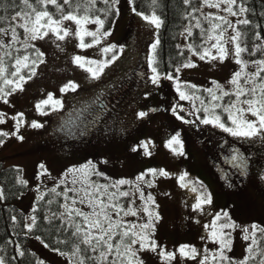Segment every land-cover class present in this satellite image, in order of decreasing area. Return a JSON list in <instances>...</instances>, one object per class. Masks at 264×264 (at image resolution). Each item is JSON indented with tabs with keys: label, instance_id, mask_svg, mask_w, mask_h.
<instances>
[{
	"label": "rangeland",
	"instance_id": "obj_1",
	"mask_svg": "<svg viewBox=\"0 0 264 264\" xmlns=\"http://www.w3.org/2000/svg\"><path fill=\"white\" fill-rule=\"evenodd\" d=\"M199 1L202 3V0ZM117 7L119 19L110 35L100 36L99 43H94L91 36L85 37V43H92V47H79V37L75 34L77 26L71 21L64 22L70 35L62 41L52 33L43 39L29 41L40 48L45 61L35 76L24 83V91H16L7 97V104L0 100V112L7 114L6 122L0 124V131L10 134L15 132L16 122L12 117L24 114V123L16 133L23 135L24 139L18 140L16 135L6 137V143L0 149V162L5 167L18 168L23 172V181L29 186V191L19 206L26 214L27 224L31 223L30 217L34 216L36 201L44 193L58 185L73 186L71 175L67 180L64 178L69 168L92 161L97 171L103 173V176H98L101 181L97 179L96 183L110 186L121 179L132 181L134 183L131 185L120 186L119 191L135 192V185L139 183L145 198L149 194L155 198L159 205L155 211L161 219L155 222L152 239L160 246L158 252L164 250L176 253L177 259L171 264H198L204 254L218 255L219 245L213 243L210 229L204 226L210 224L217 214L222 216L218 223H223L224 212L237 224L235 230H225L230 233L231 239V251L225 250V254L232 261H241L247 257L246 249L251 246V241L244 239L245 233L241 228L248 227L251 231L252 224L264 227V140L259 137L252 140L233 137L211 124L200 122L208 116L203 111L204 107H210L212 103L226 105L231 101L223 97L222 101L213 102L206 89H213L215 94L221 95L213 84L215 81L224 89L233 90L228 81L236 71L241 70L233 58L234 45L228 41L234 33L231 28L225 32L222 43L228 55L222 62L219 58L213 60L210 57L200 60L199 56L191 52L189 62L196 64V67L181 68L173 80L161 78L158 85H153L149 60L153 56L151 46L158 39L159 29L148 25L132 12L128 0H120ZM215 15L225 16L239 29L237 17L209 8L203 3L200 19L197 20L203 28V23H208L205 17ZM245 16L242 14L239 19ZM197 20L190 25L192 33L194 29H200L195 27ZM86 27L89 31H96L99 26L89 23ZM101 32H104V28ZM7 38L10 39L6 37L5 41ZM189 38L185 31L181 48L188 49ZM213 43L215 41L205 43V48L218 56L217 50L211 48ZM110 45L116 46L114 52L104 53L103 48ZM114 54L119 58L105 68L99 80H93L90 73L79 67L73 59L81 56L86 60L103 61ZM246 71H255V65L248 62ZM69 81L77 83L79 88L75 92L61 93L60 89ZM177 81L181 84V90L192 96L191 100L180 99L176 90ZM241 82H244L243 79ZM193 85L194 88L191 87ZM49 93L63 101V108L56 111L46 109L49 114L42 116L35 105ZM181 102L186 104L179 106ZM173 107L183 108L187 119L182 117L195 123L185 124L178 119L173 115ZM141 111L148 113L143 119L137 116ZM215 113L231 126L227 112L217 108ZM32 121L43 124V127L31 128ZM177 135L183 144V156L175 154L168 147L169 140ZM141 142L149 143L151 155H144ZM133 147L138 151L132 152ZM172 147L179 149V145ZM214 148L217 151L216 160L226 155L220 167L211 157ZM233 149L246 159L244 170L233 165L232 156L236 155ZM41 164L45 169L40 168ZM153 168L163 169L170 175H147L145 181H151L153 187H148L146 182L136 181L137 176ZM183 173L188 174L187 188H181L178 182V177ZM90 179L93 180V176ZM192 187L197 191L193 192ZM108 191L112 193L116 189L109 187ZM202 192L211 193L212 204L203 205L202 211L194 210ZM132 198L135 199L134 206H143L144 201L139 199V193H135ZM125 201L126 198L118 197L117 202L122 204ZM79 207L90 211L86 205ZM114 219L120 217L114 216ZM147 219V214H143L140 219L132 216L123 218L125 223L137 224L145 223ZM184 244L195 247L201 255L196 259L181 257L178 249ZM34 246L42 258L57 264H69L57 258L56 253H50L44 244L35 242ZM139 257L144 264H168L163 257L151 251H142ZM209 264L221 262L218 259L215 262L210 260Z\"/></svg>",
	"mask_w": 264,
	"mask_h": 264
},
{
	"label": "snow or ice",
	"instance_id": "obj_2",
	"mask_svg": "<svg viewBox=\"0 0 264 264\" xmlns=\"http://www.w3.org/2000/svg\"><path fill=\"white\" fill-rule=\"evenodd\" d=\"M14 2V0H13ZM97 0H77V3L73 5V0H20V10L16 11L10 18L7 16H0V22H4L5 26L0 27V49H6L4 52L5 56H12L11 51H8L13 44H23L24 51L26 54L23 56L17 55L14 59V64L11 67L14 71H9L8 65L5 64L3 57H0V100L5 104L9 101L7 97L15 93L16 91H24V83L30 80L36 74V68L39 64L44 63V53L37 50L36 58L33 59L27 54L29 48H35V45L29 43V41H36L43 39L52 33L56 39L64 40L70 35V30L64 27L65 21L73 22L77 27L75 34L79 37V47L86 49L92 47V43H85V37H93L94 43H99L100 36H108L111 33L101 29L104 28L105 21L100 16H90L89 13L95 8ZM102 3L107 7L105 9H96V11H102L105 16L115 13L119 15V8L116 7L120 3V0H102ZM128 3L132 5L131 11L134 12L138 17H141L148 25L153 26L156 29L162 27L164 21L159 15H157L155 8L159 7V0H151L150 7L153 8L151 14L145 15L144 13L137 11L135 6V0H128ZM202 3L209 8H216L221 11L227 12L230 16L238 18V24L245 26L252 24L246 16L243 19H239L242 14L249 13L250 8L246 7L243 2L238 0H202ZM183 4L191 5V0H183ZM53 6L58 13V18L50 10L49 6ZM225 5V7H221ZM67 6V9L65 8ZM83 8V14H80V10ZM199 8H194L191 13H188L184 18L188 19V16H193V13L199 11ZM254 14V13H253ZM264 15V13H261ZM210 24V29H203L199 20L195 24V27L201 29V36L205 43L215 41L211 44V48L216 49L217 55H212L209 48H204L202 52H197L193 45H187L189 51L193 55L199 56L200 60H204L206 57H210L215 60L219 58L221 62L227 57L228 50L222 43L224 40L225 32L228 28H231L233 35L229 36L228 41L234 45L233 58L235 63L241 66L240 71H236L233 77L228 81L233 86V90L224 89L223 86L213 81L222 94L217 95L213 89H206L211 95L213 102L222 101L223 97L234 96L235 100L230 101L224 105L221 103H212L210 107H204L203 111L208 113L206 118L200 120L202 124L213 125L221 129L223 132L230 134L233 137L244 138L246 140H252L259 137L264 140V59H256L251 61L255 65V71L247 72L248 62L242 59V53L249 51L246 46H242L241 36L242 33L239 29L234 26L225 16H210L205 17ZM213 21H220V23H213ZM89 23L98 25L96 31H89L86 27ZM227 26L225 28L224 26ZM254 28L260 29L262 26L259 24L253 25ZM22 29L25 34V38L21 40L20 33L17 29ZM185 31L187 35L191 37L193 35L191 26L186 27ZM208 35L205 37L204 33ZM6 37H10V43H6ZM255 40L264 41V37L261 36L260 31L254 33ZM159 40L152 44L153 56L149 60L150 66H152V75L150 77L153 85H158L161 80V74L158 68L155 66L158 64V60L155 55ZM116 49L115 45L103 48L104 53L114 52ZM257 50H264V46L255 45V49L250 55H255ZM19 52V49H16ZM122 52L123 49H120ZM119 57L112 55L110 59L99 60H86L84 57L75 56L74 62L81 68H84L86 72L90 73L93 80H99L103 75L104 70L110 64L114 63ZM197 65L191 62L184 63L179 67L175 68V72L179 73L181 68H194ZM27 69L26 74H22L23 70ZM164 78L173 80L172 74H167ZM243 79V83L241 82ZM191 87H195L194 85ZM79 88V85L74 81H69L61 89V93L68 91L75 92ZM176 90L179 93L181 100H191L192 96L181 90V84L179 81L176 83ZM198 99V97H197ZM203 104V101H201ZM179 107V106H177ZM177 107L172 108L173 115L177 116L178 119L183 120L185 124L195 123V121L185 120L182 116L177 113ZM36 110L40 115H48L46 109L56 111L63 108V101L61 99L54 98L52 93H49L45 99H42L35 105ZM217 108H222L224 112L228 113L227 119L231 121V126L221 119V116L215 113ZM183 111V108H180ZM23 113H19L13 116L15 120V129L13 133L0 131V137H9L10 135H16L19 132L23 121ZM148 115L147 112L141 111L137 113L138 118L143 119ZM6 113L0 112V124L6 122ZM251 118H248V117ZM31 128L39 129L43 127V124L36 121L31 122ZM16 139L23 140V135H16ZM3 140H0V145L3 144ZM173 145H179V149L173 148ZM144 149V155H151L149 151V143L141 142L140 145ZM168 147L172 148V151L177 155H184L183 144L179 139V136L173 137L168 142ZM132 152H137L138 149L133 147ZM236 155L232 156L233 165L241 170L246 168L247 161L241 157L236 149H233ZM107 163V161H104ZM41 169H45L43 164L40 165ZM77 174L78 178H77ZM151 174L155 177L157 174L163 177H169V173L163 169H148L146 173H141L136 177L137 182H146L148 187H153L151 181H145V177ZM71 175L72 187H66V191L57 193L63 197L65 203L61 205L64 209L63 212L53 213V218L62 221L58 228H63L65 224L69 228L73 229V236L78 240L73 245V251L71 256L67 253L60 251V249H54L60 255L65 256L70 264H144L143 260L140 259L139 253L142 251H151L157 253V255L163 257L168 264L177 259L175 252L168 251H157L160 246L152 239V234L155 230V222L161 219L159 213L155 209L159 208L156 204L155 198L149 194L146 198L144 192L141 190L140 184L136 183L135 192L119 191L120 186L131 185L134 182L128 180H118L112 185L98 184L91 180L92 176H103V173L97 171L96 166L92 161L81 165L80 167H72L67 170L64 174L65 180ZM187 173H183L178 177V182L181 188L189 187V183L186 182ZM22 183H24L22 181ZM63 183V181H61ZM79 184V187L76 185ZM109 187L116 189L115 192L109 193ZM193 192L197 189L192 187ZM55 192V189H52ZM73 193L69 196L68 193ZM135 193H139V199L144 201L143 206L136 207L135 199L132 197ZM3 190L0 189V198H3ZM119 198H126L127 207L124 204L117 202ZM43 197H41L42 199ZM70 201V203H68ZM49 203H52L50 200ZM205 204H212L211 193L202 192L199 196V202L194 205V210H203L202 206ZM77 205H86L90 211H84ZM36 211V209H33ZM143 214H147V222L145 223H125L123 218L127 216L137 217L140 219ZM223 223H218L222 219L221 214H217L210 224L205 225L206 229H210V236L212 237L213 243L219 245V254L212 253L211 256L204 254L203 258L198 264H209V261H217V259L223 264H249L250 260H256L257 256L260 259L257 264H264V246H261L260 240L264 239V227H260L256 224L250 226L251 231L248 227L241 228V231L245 233L244 239L251 241V246L246 249L248 255L245 259L235 262L225 254V250L231 251V239L230 233H226V229L235 230L237 224L232 221L231 216L227 212L223 214ZM120 217V219H114ZM74 217L79 218L80 222H77ZM67 218V219H66ZM15 221V217H12ZM31 223L27 224L26 227L31 232L36 224L37 217H30ZM53 220L49 219V223ZM257 232L260 233V238H257ZM40 240V237H36ZM43 244L44 241L41 240ZM45 247H49L48 244H44ZM83 246V247H82ZM138 246V247H137ZM181 257H187L190 259H196L201 253L193 246L184 244L178 249ZM207 249L204 250L207 253ZM21 256L23 252L19 253ZM13 259H15L13 257ZM0 264H6L3 257H0ZM43 264V262H39Z\"/></svg>",
	"mask_w": 264,
	"mask_h": 264
},
{
	"label": "trees",
	"instance_id": "obj_3",
	"mask_svg": "<svg viewBox=\"0 0 264 264\" xmlns=\"http://www.w3.org/2000/svg\"><path fill=\"white\" fill-rule=\"evenodd\" d=\"M80 2L83 3V0H80ZM238 2H243L246 7L251 9L249 13H246V17L252 21V24L250 25L245 26L240 24L239 26V30L242 33V46H246L249 50L241 54L242 59L247 62L256 59H264V50H257L255 55H250L255 49V45L264 46V41L254 39V33L256 31H260L261 36L264 37V15H261V13H264V0H238ZM76 3L77 0H73V5ZM19 4L20 0H14V2L13 0H0V16H7L10 18L16 11L20 10L19 7H15V5ZM150 5L151 0H135L137 11H140L145 15L151 14L153 8L150 7ZM159 5V7L155 8V11L164 23L158 30L157 37L159 45L155 51L158 64L155 66L158 68L161 78H164L167 74H172L173 77H176L178 73L175 72V68L184 63H188L191 57V51H189V49H183L180 46L182 35L185 32L186 27L195 23V20L200 19V10L193 13L195 18H193V16H188V19H185L184 17L188 15V13H191L194 8L200 9L202 3L199 0H191V5L189 6L183 4V0H159ZM106 7L107 6L102 3V0H97L95 8L92 9L89 15L93 17L100 16V18L105 21L104 31L110 32L117 24L119 15L112 13L111 15L105 16L102 11H96V9H105ZM65 8L67 9V6H65ZM49 10L58 18L57 10L53 6L50 5ZM80 14H83V8H81ZM255 24H259L262 27L256 29L253 27ZM4 26L5 23L0 22V27ZM224 27L227 28L226 25ZM203 29H210V24L206 22L203 23ZM17 31L20 33L21 40H23L25 38L23 30L18 28ZM207 35L208 33L205 32L204 36L206 37ZM189 40L190 44L193 45L197 52H202L206 46L204 39L201 36V29H194L193 35ZM5 42L10 43V39L7 38ZM16 49H19V52H17ZM37 50L41 51L40 48L36 46L35 48H29L27 54L35 59ZM5 51L6 49H0V57H3L5 64L9 67V71H14L11 67V65L14 64L13 58L17 55L23 56L26 54L23 44L16 43L8 49V51H11L12 53L11 57L5 56ZM43 60L45 61V56H43ZM42 64L43 63L39 64L36 68V73L39 71ZM27 72L28 70L24 69L22 74H26ZM0 85H2V81H0ZM233 97L234 96H228V99L233 101ZM205 98L208 99L209 97L206 96ZM185 104L186 102H181L179 106ZM177 113L187 119L185 113L180 111V109H177ZM228 124L230 125L229 122ZM0 140L4 141L3 144L0 145L1 149L7 139L6 137H0ZM211 157L216 165L220 167V164L224 161L226 155L224 154L220 160H216L217 151L214 148L211 152ZM97 179L101 181L98 176H93V181L96 182ZM22 181L23 172L21 169L5 167L4 164L0 162V189L3 190L4 194L3 198H0V257L5 259L6 264H39L41 261L43 264H57L56 262L42 258L36 252L34 243H41V240H43V244L49 245V247H47L49 252L56 253L57 258L70 264L65 256L54 251V249H60V251L71 256L73 245L78 242L77 238L72 234V228H69L67 224H65L63 228H58L57 226L60 225L62 221L53 218V213L58 215L64 211L61 205L65 203V201L63 200V197L57 195V193L66 191V186L58 185L54 188L55 192L52 190L47 191L41 196L43 197L42 199L40 197L36 201L34 208L36 211L33 212V215L37 217V221L33 230L29 232L26 227V214L19 206L20 201L29 191V186L24 181V183H22ZM68 195L72 196L73 193L69 192ZM50 200L52 203H49ZM68 203H70V201ZM124 203H126L125 206L127 207V201L122 204ZM77 207H79V205H77ZM13 216L16 218L15 221L12 219ZM49 219H52L53 222L49 223ZM74 219H76L77 222H80L79 218L74 217ZM37 236L40 237V240L36 239ZM257 238H260L259 232H257ZM260 243L261 246H264V239H261ZM20 252H23L24 255L21 256L19 254ZM13 257L15 259H13ZM259 259L260 257L257 256L256 260H250L249 264H257ZM89 264H91V262H89Z\"/></svg>",
	"mask_w": 264,
	"mask_h": 264
}]
</instances>
